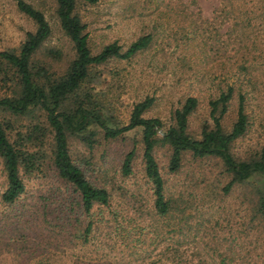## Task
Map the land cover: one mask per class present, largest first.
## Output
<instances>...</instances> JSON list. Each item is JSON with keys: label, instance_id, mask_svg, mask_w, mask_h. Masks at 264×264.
<instances>
[{"label": "rangeland", "instance_id": "obj_1", "mask_svg": "<svg viewBox=\"0 0 264 264\" xmlns=\"http://www.w3.org/2000/svg\"><path fill=\"white\" fill-rule=\"evenodd\" d=\"M31 1L51 26L32 61L60 75L74 56L71 40L56 15L55 0ZM75 11L85 23L93 51L114 39L126 45L140 33L155 32L146 51L93 67L75 96L91 95L110 122L122 124L128 121L133 102L153 93L156 100L145 115L160 117L165 129L172 122V108L180 106L188 93L197 94L199 104L189 115L188 132L199 138L203 123L212 125L209 97L222 82L224 67L242 63L250 69L244 88L248 125L229 147L236 159L261 157L264 0H77ZM191 18L200 31L193 39H189L194 28ZM34 28V21L14 0H0V50L18 49ZM200 47L212 58L201 57ZM216 48L220 52L214 54ZM49 49H58L61 56H51ZM4 78L0 71V96L17 95L18 87L10 83L8 88ZM75 96L61 108L70 107ZM237 109L235 97L222 116L223 130L232 127ZM0 118L10 120L11 139L34 124L48 129L45 111L38 106L23 113L0 109ZM90 130L96 132L92 144L84 138ZM162 133L159 129V136ZM42 139L27 143L39 162L30 171L22 170L25 191L13 203L0 200V264H264V214L257 210L264 173L245 183L234 182L226 190L232 175L220 157L196 159L186 153L180 169L170 172V146L159 142L154 154L166 193L173 198L171 212L161 216L154 211L145 175L140 129L106 138L90 124L68 134V148L73 159L88 167L90 180L110 190L111 205L95 204L87 214L80 208L79 192L54 165L52 134L47 131ZM134 145L132 169L125 174L122 160ZM2 167L0 157V192L5 186ZM89 220L93 227L85 241Z\"/></svg>", "mask_w": 264, "mask_h": 264}, {"label": "trees", "instance_id": "obj_2", "mask_svg": "<svg viewBox=\"0 0 264 264\" xmlns=\"http://www.w3.org/2000/svg\"><path fill=\"white\" fill-rule=\"evenodd\" d=\"M14 2L21 12L34 21L35 28L27 31L18 49L0 50V71L6 77L3 84L8 88L12 85L18 87L17 95L0 96V109L23 113L29 108L38 106L45 111L48 129L44 125L34 124L27 133L17 131L15 138L11 139L8 132L12 128L10 120L0 118V157L5 174V186L0 192L2 202L13 203L25 191L22 170L30 171L39 162V155L30 150L27 143L42 142V138L48 131L53 139L54 165L59 175L69 181L79 192V205L81 210L83 209L82 212L90 214L95 204L110 206V190L106 186L97 185L91 181L88 177V167L73 159L68 148V134L82 131L90 124L98 126L106 138L117 137L135 128L140 129L145 175L151 183L154 211L161 216L171 212L173 198L166 193V180L154 154V149L159 142L170 146L168 161L170 172L180 169L186 153H191L196 159L209 156L220 157L232 175L224 186L226 190H229L234 182L245 183L253 175L264 173V149L259 159L244 160L233 157L229 147L234 139L244 133L248 125L247 114L244 112L246 92L244 88L250 81L248 66L232 62L230 67L228 65L224 67V78L221 83H218L216 91L212 93L214 95L209 97V116L212 125L204 122L199 138L188 132L189 115L199 104L198 95L192 93L185 96L180 106L172 108V122L165 129L160 117L145 115L156 100L153 93L146 94L133 102L126 123L110 122L102 114L98 100L95 101L91 95H87L85 99L75 95L80 91L83 82L91 75L93 67L112 60L130 59L146 51L154 42L155 32L151 30L140 33L126 45L114 39L103 44L97 51H93L88 43V34L84 31L85 23L75 11L77 0H55L56 15L62 29L71 40L74 56L62 74L54 75L45 64H35L32 61L34 52L51 33V26L44 11L31 0H14ZM189 24L194 26L189 38L193 39L200 31L195 19L191 18ZM197 52L203 58H212L204 47L198 48ZM218 52L220 51L216 48L214 54ZM48 53L56 58L61 56L58 49H49ZM225 54L227 57L228 53ZM71 95L75 96L73 104L68 108H61L62 103ZM235 97L238 99L237 118L229 130H223L222 116L228 111ZM159 129L163 131L161 136H159ZM95 133V130H90L84 138L92 144V135ZM135 152L134 145L125 154L122 160L123 173L131 172ZM257 210L264 214V191L258 192ZM92 225L93 222L89 220L85 226L83 234L85 241L88 239ZM176 255L181 256L179 252ZM33 264L43 263L36 261Z\"/></svg>", "mask_w": 264, "mask_h": 264}]
</instances>
